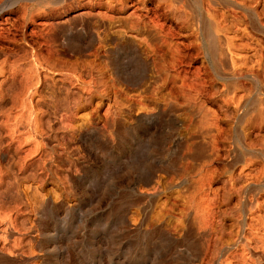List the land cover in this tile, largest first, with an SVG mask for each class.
<instances>
[{
  "label": "rangeland",
  "instance_id": "1",
  "mask_svg": "<svg viewBox=\"0 0 264 264\" xmlns=\"http://www.w3.org/2000/svg\"><path fill=\"white\" fill-rule=\"evenodd\" d=\"M0 264H264V0H0Z\"/></svg>",
  "mask_w": 264,
  "mask_h": 264
}]
</instances>
